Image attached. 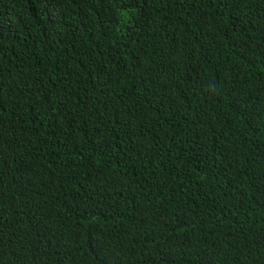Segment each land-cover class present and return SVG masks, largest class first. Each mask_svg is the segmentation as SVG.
I'll list each match as a JSON object with an SVG mask.
<instances>
[{
	"label": "trees",
	"instance_id": "obj_1",
	"mask_svg": "<svg viewBox=\"0 0 264 264\" xmlns=\"http://www.w3.org/2000/svg\"><path fill=\"white\" fill-rule=\"evenodd\" d=\"M0 264H264V0H0Z\"/></svg>",
	"mask_w": 264,
	"mask_h": 264
}]
</instances>
